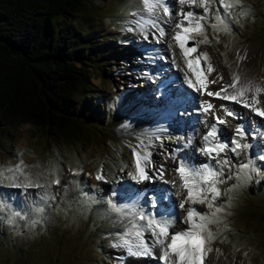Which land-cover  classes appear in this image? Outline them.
Segmentation results:
<instances>
[{"label": "rangeland", "instance_id": "rangeland-1", "mask_svg": "<svg viewBox=\"0 0 264 264\" xmlns=\"http://www.w3.org/2000/svg\"><path fill=\"white\" fill-rule=\"evenodd\" d=\"M164 2L171 16L157 10L154 19L165 33L159 38L154 34L159 29H137L139 19L133 13L142 12V0H89L88 8L60 18L61 24L70 23L88 41L83 51L91 66V80L99 87V104L88 113L96 134L89 133L91 141L66 142L33 124L0 125V264H165L160 246L158 257L146 254L138 258L127 252L122 237L132 215H121L112 205L125 213L134 210L158 220H174L170 232L190 227L186 219L190 207L208 215L219 207L222 211L216 215L220 223L209 225L213 238L206 244L211 251L203 264H264V117L251 108L243 106L241 118L230 117L221 124V140L231 141L241 126L245 138L240 142L248 147L238 154L226 152L231 167L224 168V176L231 178L218 185L222 194L213 208L191 202L179 206L188 192L175 169L186 154L195 157L186 150L189 140L193 139L198 151L203 138H194L192 131L200 115L199 102L180 104L192 92L185 80V73L190 78L192 73L172 36L179 31L175 25L182 19L177 15L181 9L197 14H203L204 9L180 5L177 0ZM217 14L226 17L227 31L223 25L211 27L217 24ZM207 16L203 24L209 43H200L190 58L208 54L215 69L210 78L217 86L231 84L243 62L248 70H254L249 79L259 83L264 78V0H240L229 10L211 0ZM195 39L204 37L196 35ZM125 46L144 52L149 66L130 69L122 64L128 63L122 50ZM168 80L190 89L180 92L176 85L166 90ZM259 100L257 107L264 109V100ZM164 110L173 114L152 121L154 114ZM228 111L232 110L228 107ZM142 118L147 121L146 125L142 121L147 131L139 125ZM201 120L198 133L205 135L211 127L210 117ZM163 123L168 124L165 131ZM156 127L163 132H152ZM137 153L149 157L143 166L148 175H154L151 184L132 178L137 174ZM249 161L248 178L238 179L240 166ZM208 163L220 167L215 160L208 159ZM35 184L41 187L24 186ZM35 208L44 211L37 213ZM16 212L21 215L14 217ZM143 238L152 246L150 232L145 231ZM174 259L170 257L168 264Z\"/></svg>", "mask_w": 264, "mask_h": 264}, {"label": "trees", "instance_id": "trees-1", "mask_svg": "<svg viewBox=\"0 0 264 264\" xmlns=\"http://www.w3.org/2000/svg\"><path fill=\"white\" fill-rule=\"evenodd\" d=\"M88 2L0 0V125L29 123L66 142L91 141L88 113L99 87L83 51L88 41L60 22Z\"/></svg>", "mask_w": 264, "mask_h": 264}, {"label": "snow or ice", "instance_id": "snow-or-ice-1", "mask_svg": "<svg viewBox=\"0 0 264 264\" xmlns=\"http://www.w3.org/2000/svg\"><path fill=\"white\" fill-rule=\"evenodd\" d=\"M180 5L188 4L190 7L199 6L204 9L203 14H197L194 11H179L178 16L182 17L175 25L176 31L172 39L177 43L181 49V53L185 58V65L192 73L190 78L185 73V80L190 88L196 92L204 91L209 96H215L223 100H230L235 103L241 104L244 107L251 108L258 115L264 117V109L257 107L260 103L259 96L264 94V87L256 84L248 79H242L240 75L234 74L232 77V83L222 85L220 90L216 92H207V85L216 83L215 80L209 81L207 77L215 71L207 53H199L198 55L190 58L193 53H197L200 43H209L208 37L205 34L203 22L207 20L208 12L210 10L211 0H177ZM218 3L225 9L229 10L234 6L240 4V0H218ZM142 11L146 14L147 18L141 16L136 21L137 29L146 32L148 29H159L154 33L157 38L165 35L163 29L159 28L156 20L153 19L157 10L171 16L169 7L165 5L164 0H142ZM133 15H139V13H133ZM217 24L211 25L213 28H217L218 25H223L225 31L228 29V25L225 23V18H222L219 14L215 17ZM131 30V29H129ZM196 35L203 36L202 41L195 39ZM192 46L189 47L188 45ZM175 54L173 53V57ZM175 63V59H173ZM177 67H179L177 65ZM223 79V77H219ZM232 89V92L228 90ZM212 105L206 104L202 106L201 111L208 113L212 109ZM226 111L227 116H234L232 111ZM226 124V121L221 117H215V123L211 125L209 130L203 136V146L198 149L200 153L209 157L210 160H215L220 166L219 169L214 168L209 163H204L200 166H194L190 164L187 159H181L178 161V167L175 171L181 177L183 186L187 189L188 195L184 203H181L180 208H184L185 203L191 202V204H204L207 203L209 209L213 208L214 202L221 196V190L219 184L224 183L226 179H230V176H224V168L231 167L226 156V152L231 151L238 154L239 150L246 149L247 144H242L240 141L245 138V132L241 126H238L235 131V135L231 139L221 140V130L219 125ZM191 143V140H189ZM223 155V158L222 157ZM149 159L145 154L143 157L139 153L136 154V170L137 174L133 175V179L137 182L149 179V176L145 170L144 162ZM249 163L240 166L238 179H247L249 176ZM251 171L255 172L254 167ZM242 174V177L241 175ZM221 177H224L222 180ZM98 179L100 177H97ZM59 183V181H54ZM25 187H41L39 184L24 185ZM113 211L120 213L121 215L131 214L132 220L129 221L125 237L123 239V246L127 248V251L131 255H146L150 254L152 247L160 246L162 250L161 259L168 264L170 257H175L172 264H203L207 252L211 251L206 247V244L213 238V233L209 229L211 224H219L220 220L217 217V213L222 209L217 207L215 211L210 215L198 212L196 208L190 207L186 213V219L190 227L181 232H170L175 226L174 220L156 219L155 216H146L143 213H136L132 210L130 213H125V210L116 205H112ZM35 212L42 213L43 208H35ZM19 212L13 213V216H20ZM138 221H144L143 225ZM9 223H14V219H9ZM148 231L151 236L154 237L152 246L149 242L144 240V233ZM134 237V239H133Z\"/></svg>", "mask_w": 264, "mask_h": 264}, {"label": "bare ground", "instance_id": "bare-ground-1", "mask_svg": "<svg viewBox=\"0 0 264 264\" xmlns=\"http://www.w3.org/2000/svg\"><path fill=\"white\" fill-rule=\"evenodd\" d=\"M138 16V19H140L141 18V16H144L145 18H147V16H146V14L142 11V12H139V15H137ZM153 19H154V17H153ZM121 50V49H120ZM122 50H125L124 51V54L126 53V56L125 57H127L128 58V63L127 62H122V64H126V66H128L130 69L131 68H133V69H136V68H139V69H141V68H145L146 69V67H148L149 65L147 64V62L145 61L146 60V55L144 54V52H142V51H138V52H133V51H131V50H129L128 49V47L127 46H125V47H123L122 48ZM115 52V51H114ZM116 53H117V51H116ZM123 55V54H122ZM249 55V52H248V54H246V56H248ZM126 60V59H125ZM122 68V67H121ZM121 71H123L124 69L122 68V69H120ZM254 70L253 69H251V70H248L247 69V67H246V65H245V62H243L242 63V66L238 69V71H237V73L236 74H238V75H240L241 76V78L242 79H248L249 81H251L250 79H249V77H251V76H253L254 75V72H253ZM136 72H138L137 70H136ZM123 73H126L125 72V70H124V72ZM262 73H263V75H264V70L262 71ZM127 74V73H126ZM174 76H176V75H173V76H171V77H174ZM177 77V76H176ZM176 77H175V80H176ZM207 79L209 80V81H211V80H213V79H211L210 78V75L207 77ZM181 82V81H180ZM252 82H254V81H252ZM174 83H176L174 80H168L167 82H166V84H167V86H169V87H167V89L166 90H169V88L170 87H172V86H176V85H178V88H179V91L180 92H182L187 86L186 85H183L182 84V86H181V83L179 84V83H176V84H174ZM254 83H256V82H254ZM217 84L218 83H211V84H208L207 85V92H216V91H218V90H220V88H221V86H217ZM256 84H259V85H261V87H264V78H261L260 79V82L259 83H256ZM189 87H187V89H188ZM190 89V88H189ZM188 92V91H187ZM190 93V92H189ZM188 95V94H187ZM190 96L189 97H184L181 101H180V99H178V98H176V99H178V102L180 101V104L181 105H184V104H186L187 105V103H192V104H197L198 102V106H200V115H197L196 116V120L194 121V123H193V129H192V131L194 132V138H199V139H201V138H203V134L204 133H198V128H200V126L202 127L203 125V121L201 120V117H203V116H208V117H210V121H211V125L213 124V123H215V117H221V118H223L225 121L228 119V118H235V119H237V117L238 118H241L242 117V115L240 114L242 111V108H243V105H241V104H238V103H235V102H233V101H230V100H223V99H220V98H217V97H215V96H209V95H207L204 91H201V92H196V91H194L193 89H192V92H191V94H189ZM196 95H198V98H197V96ZM259 98H261L262 100H264V94H261L260 96H259ZM170 102H172V103H174V105H175V101L174 100H170ZM171 103V104H172ZM211 104L213 107H212V109L208 112V113H205V112H203V111H201V108H202V106H204V105H206V104ZM170 104V105H171ZM180 104H178V105H180ZM177 105V104H176ZM228 107H229V109L230 110H232V112H234V116H227L226 115V111L225 110H228ZM172 108H176V106H172ZM237 109V110H236ZM238 111H239V113H238ZM167 112V110H164V112H159V113H156V114H154L153 116H152V121H163V120H165L164 119V116L165 115H167L168 113H166ZM171 114H173V113H170L169 115H167V116H170ZM257 118V117H256ZM145 118H142V119H139V125H140V127H142L143 129H147L148 130V127H146L145 128V126H144V124H143V122L145 123V125H146V123H147V121H146V119L144 120ZM143 121V122H142ZM148 122H150V121H148ZM168 126V124H165V123H163V128H164V131H165V128ZM219 128H220V130L222 129V127H221V125H219ZM146 130V131H147ZM152 132H159V133H161V132H163V130H161L159 127H156L155 129H154V131H152ZM201 132V131H200ZM190 144V147H188V148H186V150H187V152H188V150H189V152H190V154H194L195 155V157H191L190 155L189 156H187V154H186V157L184 158V159H187L188 160V162L190 163V164H193L194 166H200V165H202V164H204V163H208V159H209V157H207V156H205L206 158H204V160L203 159H201V157L203 158L204 156H203V154L201 153L200 154V152H198L197 151V147H196V144H194V142H193V139H192V141H191V143H189L188 142V145ZM173 163V161L171 160L170 161V165ZM170 171H171V169H168V173H170ZM148 174V173H147ZM167 174V173H166ZM166 174H164L163 176L164 177H166L167 175ZM149 176V179H147V180H143V181H140V183H145V184H151L152 182H153V179H154V175L153 174H149L148 175ZM106 183L109 185L110 184V181H109V179H106ZM158 247L159 246H156V248L155 249H153L152 250V252L150 253V254H147V256H149V255H153V256H155V257H158L157 256V254H158ZM128 252V251H127ZM129 255V254H128ZM132 257H138V256H136V255H133ZM139 258V257H138ZM154 258V257H153ZM130 259V258H129Z\"/></svg>", "mask_w": 264, "mask_h": 264}]
</instances>
